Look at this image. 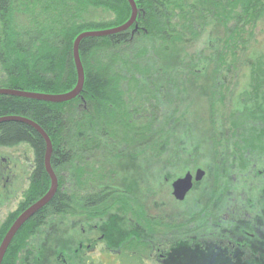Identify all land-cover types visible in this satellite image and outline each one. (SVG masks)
Returning <instances> with one entry per match:
<instances>
[{"label":"trees","instance_id":"16d2710c","mask_svg":"<svg viewBox=\"0 0 264 264\" xmlns=\"http://www.w3.org/2000/svg\"><path fill=\"white\" fill-rule=\"evenodd\" d=\"M134 1L138 17L131 29L81 42L85 82L76 99L52 104L0 95V119H26L48 135L58 181L52 201L19 231L2 264H16L19 243L54 216L97 219L100 210L115 207L120 215L139 213L142 225L161 227V219L145 221L135 194L113 186L117 167L129 158L145 164L143 176L153 175L150 192L162 177L177 176L178 167H204L213 184L211 207L220 214L243 205L235 178L252 195L264 194V50L257 53L255 45L264 0ZM94 10L110 19L85 20ZM131 17L128 0H0V89L70 93L78 84L76 39L121 27ZM208 79L205 144L189 127L188 110L193 89ZM21 144L34 158L20 213L51 187L44 139L23 122H1L0 148ZM211 207L202 211L207 220ZM15 216L0 227V245ZM121 252L125 264H138L128 245ZM98 262L105 264L88 260Z\"/></svg>","mask_w":264,"mask_h":264},{"label":"rangeland","instance_id":"374dc122","mask_svg":"<svg viewBox=\"0 0 264 264\" xmlns=\"http://www.w3.org/2000/svg\"><path fill=\"white\" fill-rule=\"evenodd\" d=\"M84 19L107 21L110 16L103 11L94 10L90 14L85 15ZM256 40L258 41L255 44L256 50H260L257 53L262 52L264 50V24L257 30ZM209 80H202L198 87L193 89L192 104L188 110L192 116L189 127L193 130L197 141L203 143H205L203 140L209 127L207 124H209L210 118L208 103L210 98L208 94ZM33 158V151L26 144L12 148H0V227L9 218L17 215L14 219L15 222L22 213H20V210H22V205L27 199L26 191L30 184L29 178L31 176ZM123 162L122 166L117 167L113 186L123 188L133 198L134 194L139 198L143 208L138 206V210L141 211L143 209L145 221L149 222L150 219L158 218L163 220V225L157 227L152 224L153 222L150 223L154 225L152 227L142 225L138 222L137 216L139 213L135 215L136 213L133 212L129 216L120 215L115 207H109L107 212L100 210L102 214L100 219H95L90 215L76 216L71 219L66 217V215L54 216L49 218L46 226L41 229L39 236L34 237L30 241L28 250L33 252V254L30 255L31 261L29 264H84L81 256L86 255L88 260L91 257L96 260L100 258L105 261V264H115L117 261L115 256L118 253L121 254V251L127 245L131 249L132 255L140 257V253L146 264H179L177 253H182L181 246L190 245L192 248L197 245L189 242L183 244L179 243V241L190 239L189 234L192 235L193 232H197L201 238L207 236L210 224H208V220L202 211L213 205V184L204 167H194L192 169L190 167L193 163L190 161L188 166L192 170L188 171L178 167L179 174L177 176L167 181L162 177L161 180L154 184V190L150 192L148 187L152 184L149 185L150 181L148 180L153 175L148 176L147 174L143 176L141 174L145 164L131 158ZM199 169L206 173L204 179L194 185L183 202H178L173 197V182L185 177L188 173L195 176ZM243 182L245 181L237 178L233 180L235 184L233 186L238 189L235 194L243 199L240 200L243 205L250 206L256 200L259 202V199L251 194L252 192L242 189L241 184ZM234 199L239 202L237 197H234ZM260 203L264 206V198L261 199ZM194 218L200 220L205 218L206 221L195 222ZM146 219H149V221ZM205 223H207V227L204 226L206 225ZM182 224L186 225V229L191 232L183 229L181 227ZM83 242L89 244V246L92 245V248L90 247L88 250L84 247L82 252L72 257V252ZM124 243L126 245L122 247ZM102 250L108 255L101 257ZM25 253L21 256L20 264L24 262L27 256L29 257V253ZM222 263L228 264L227 262Z\"/></svg>","mask_w":264,"mask_h":264},{"label":"flooded vegetation","instance_id":"af4514ba","mask_svg":"<svg viewBox=\"0 0 264 264\" xmlns=\"http://www.w3.org/2000/svg\"><path fill=\"white\" fill-rule=\"evenodd\" d=\"M255 197L259 199V202L256 200L250 206L245 204L242 206L230 205L224 208L222 214L215 212L214 207H211L212 216L208 218L210 230L207 236L201 238L197 232H193V236H189L190 239L179 241V243L183 244H186V242L197 244L192 248L190 245L181 246L182 253H177L179 264H223L222 262H227L228 264H264V206L260 203L261 199L264 198V194L260 195L256 192ZM69 210L72 212L73 208H69ZM83 215L87 216V214ZM76 216L66 215L69 219ZM101 217L102 214L98 218L100 219ZM48 220L39 227L37 232L31 234L25 240L23 239L24 242L22 240L19 243L21 248L17 252L16 264H20L21 256L25 252L29 253V257L27 256L22 264L30 263V255L33 252H29L28 245H30V241L34 237L39 236L41 229L46 226ZM84 247L89 250L92 245L89 246V244L84 242L79 244L78 248L72 252V257L82 252ZM121 254L118 253L115 256L117 259L115 264H124V258ZM107 255L103 250L101 251V257ZM139 256L137 263L146 264L142 255ZM87 257V255L81 256L84 264H88ZM91 259L96 260L93 257ZM97 261H102V259L97 258ZM98 263L102 264V262Z\"/></svg>","mask_w":264,"mask_h":264},{"label":"water","instance_id":"95a60500","mask_svg":"<svg viewBox=\"0 0 264 264\" xmlns=\"http://www.w3.org/2000/svg\"><path fill=\"white\" fill-rule=\"evenodd\" d=\"M128 2L132 8V17L125 25L112 29V30H107V31L83 33L76 39L74 43L73 54H74V61H75V65H76V69L78 73V84L73 91L67 94H63V95L51 96V95H43V94H35V93H27V92H21V91L0 89V95L32 99V100L42 101V102L52 103V104H63V103H67V102H70L76 99L79 95H81L83 91V87H84V82H85V74H84V70H83L82 63L80 60V55H79L81 42L87 38L107 37V36L119 34V33H122V32H125L131 29L137 20L138 9H137V6L134 0H128ZM5 121H18V122H23L25 124H28L33 129H35L37 133H39L40 136L44 139V141L46 142V146H47L46 158H45L46 170H47V174L49 175L51 179V187L46 195H44L41 199H39L33 205L27 208L12 224L11 228L9 229L8 233L6 234L5 238L3 239L0 245V264L3 263L4 257L12 241L14 240L16 235L19 233V231L23 228V226L29 220H31L38 212L42 211L52 201L58 189L57 177L51 166V157H52L53 148H52V143L48 135L38 125L26 119L13 118V117L0 119V123L5 122ZM205 174L206 173L203 170L199 169L197 170L195 176H193L191 173H188L185 175V177L177 179L172 184L173 197L178 202H183L186 199L187 195L193 189L194 185L196 183L202 182V180L205 177Z\"/></svg>","mask_w":264,"mask_h":264}]
</instances>
